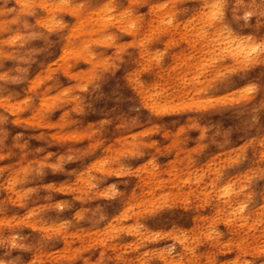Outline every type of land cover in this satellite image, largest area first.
I'll return each instance as SVG.
<instances>
[{
    "label": "rangeland",
    "instance_id": "obj_1",
    "mask_svg": "<svg viewBox=\"0 0 264 264\" xmlns=\"http://www.w3.org/2000/svg\"><path fill=\"white\" fill-rule=\"evenodd\" d=\"M0 264H264V0H0Z\"/></svg>",
    "mask_w": 264,
    "mask_h": 264
}]
</instances>
